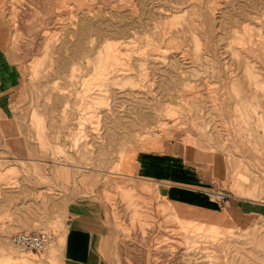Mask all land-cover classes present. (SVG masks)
<instances>
[{"label":"rangeland","instance_id":"374dc122","mask_svg":"<svg viewBox=\"0 0 264 264\" xmlns=\"http://www.w3.org/2000/svg\"><path fill=\"white\" fill-rule=\"evenodd\" d=\"M0 14L20 78L0 91V264H61L78 199L102 210L106 264H264V218L210 195L264 206V0H0ZM171 139L207 155L212 207L123 174ZM37 230L43 252L10 242Z\"/></svg>","mask_w":264,"mask_h":264},{"label":"crops","instance_id":"0c3cea01","mask_svg":"<svg viewBox=\"0 0 264 264\" xmlns=\"http://www.w3.org/2000/svg\"><path fill=\"white\" fill-rule=\"evenodd\" d=\"M2 18L4 17L0 14V19ZM4 37V32L0 30V91L4 87L18 85L20 79L8 77L10 74L14 75L17 70L3 41ZM8 94L6 99L11 108L15 94L9 92ZM146 143L153 150L141 151L135 155L133 152L128 159L126 172L123 174L129 177H142L149 181L156 180L167 194H173L176 191L180 194L181 192L178 191L182 190L181 196L174 194L172 197L180 199L185 205L191 203L195 208L205 206V209L213 206L202 194H207L205 189L221 187H218L214 180H210L206 154H202L185 140L178 142V149L175 147L174 139L166 142L163 148H160L159 142L155 140ZM179 168L183 171L179 172ZM222 208L227 216L226 211L233 209L241 220L249 218V223L261 217L264 218V206L258 201L231 199L227 200ZM228 219L231 224L239 225L233 219L229 217ZM64 229L60 241L62 244L61 264H106L104 243L108 236V228L104 222L102 210L96 202L83 199L71 201L65 207Z\"/></svg>","mask_w":264,"mask_h":264},{"label":"built area","instance_id":"2783aa9c","mask_svg":"<svg viewBox=\"0 0 264 264\" xmlns=\"http://www.w3.org/2000/svg\"><path fill=\"white\" fill-rule=\"evenodd\" d=\"M260 111L264 118V96L261 98ZM214 201L220 204L221 202L227 201L229 195L226 194L222 189H216L210 192ZM50 236L46 231L37 230L35 231H18L10 236L11 244L23 251L40 253L47 249L49 244Z\"/></svg>","mask_w":264,"mask_h":264},{"label":"bare ground","instance_id":"6f19581e","mask_svg":"<svg viewBox=\"0 0 264 264\" xmlns=\"http://www.w3.org/2000/svg\"><path fill=\"white\" fill-rule=\"evenodd\" d=\"M15 129H16V127H12V128H11V130H13V131H14V134H15ZM6 130H7V131H10V128H9V126H6ZM20 250H21V249H20Z\"/></svg>","mask_w":264,"mask_h":264}]
</instances>
